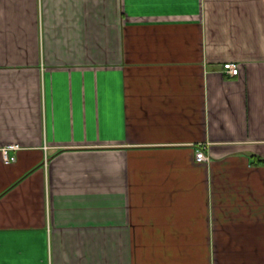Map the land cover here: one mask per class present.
I'll return each mask as SVG.
<instances>
[{
	"label": "crops",
	"instance_id": "0c3cea01",
	"mask_svg": "<svg viewBox=\"0 0 264 264\" xmlns=\"http://www.w3.org/2000/svg\"><path fill=\"white\" fill-rule=\"evenodd\" d=\"M257 158L264 0H0V264H264Z\"/></svg>",
	"mask_w": 264,
	"mask_h": 264
},
{
	"label": "built area",
	"instance_id": "2783aa9c",
	"mask_svg": "<svg viewBox=\"0 0 264 264\" xmlns=\"http://www.w3.org/2000/svg\"><path fill=\"white\" fill-rule=\"evenodd\" d=\"M221 71L223 74L227 76H236L239 73L238 65L234 62H224L221 67ZM15 148L14 146H8L3 149V157L6 161H14L15 156L9 154V150ZM206 145H201L196 148L195 159L199 162H207L209 160V156L205 152Z\"/></svg>",
	"mask_w": 264,
	"mask_h": 264
},
{
	"label": "trees",
	"instance_id": "16d2710c",
	"mask_svg": "<svg viewBox=\"0 0 264 264\" xmlns=\"http://www.w3.org/2000/svg\"><path fill=\"white\" fill-rule=\"evenodd\" d=\"M258 161H264V159H261V158H257Z\"/></svg>",
	"mask_w": 264,
	"mask_h": 264
}]
</instances>
